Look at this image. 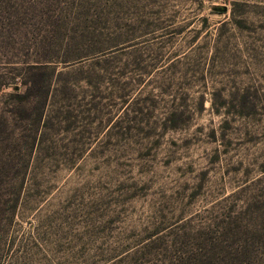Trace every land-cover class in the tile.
Returning <instances> with one entry per match:
<instances>
[{
  "label": "rangeland",
  "instance_id": "374dc122",
  "mask_svg": "<svg viewBox=\"0 0 264 264\" xmlns=\"http://www.w3.org/2000/svg\"><path fill=\"white\" fill-rule=\"evenodd\" d=\"M0 264H264V0H0Z\"/></svg>",
  "mask_w": 264,
  "mask_h": 264
}]
</instances>
